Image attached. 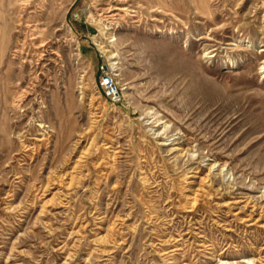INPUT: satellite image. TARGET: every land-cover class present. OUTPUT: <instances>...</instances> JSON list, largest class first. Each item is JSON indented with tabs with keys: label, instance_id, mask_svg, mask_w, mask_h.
I'll return each mask as SVG.
<instances>
[{
	"label": "rangeland",
	"instance_id": "374dc122",
	"mask_svg": "<svg viewBox=\"0 0 264 264\" xmlns=\"http://www.w3.org/2000/svg\"><path fill=\"white\" fill-rule=\"evenodd\" d=\"M251 263L264 0H0V264Z\"/></svg>",
	"mask_w": 264,
	"mask_h": 264
},
{
	"label": "built area",
	"instance_id": "2783aa9c",
	"mask_svg": "<svg viewBox=\"0 0 264 264\" xmlns=\"http://www.w3.org/2000/svg\"><path fill=\"white\" fill-rule=\"evenodd\" d=\"M99 82L105 98L113 103L119 102L121 100V87L116 79V75L111 70L108 68L102 69Z\"/></svg>",
	"mask_w": 264,
	"mask_h": 264
},
{
	"label": "bare ground",
	"instance_id": "6f19581e",
	"mask_svg": "<svg viewBox=\"0 0 264 264\" xmlns=\"http://www.w3.org/2000/svg\"><path fill=\"white\" fill-rule=\"evenodd\" d=\"M123 8H125V7H123ZM100 48H102V50H104V51H106V49H104L103 47H104V44L103 45H100L99 46ZM114 55H111L110 57L112 58ZM184 151V150H183ZM195 171V170H194ZM209 173V172H208ZM207 178V177H206ZM204 180V179H203ZM208 192V191H207ZM234 201H237V200H234ZM250 261V260H249ZM251 262V261H250ZM252 264V263H251Z\"/></svg>",
	"mask_w": 264,
	"mask_h": 264
}]
</instances>
